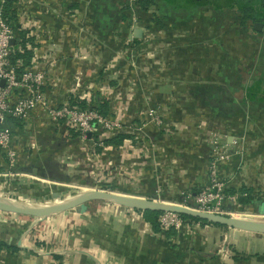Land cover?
<instances>
[{
  "label": "crops",
  "instance_id": "1",
  "mask_svg": "<svg viewBox=\"0 0 264 264\" xmlns=\"http://www.w3.org/2000/svg\"><path fill=\"white\" fill-rule=\"evenodd\" d=\"M127 4L128 0H18L12 22L16 31L29 38L31 63L35 47L59 49L53 75L56 87L47 88L52 100L62 103L69 96L70 76L77 65L74 56L81 55L88 61L86 78L94 87L91 100L104 105L107 116L117 115L131 123L140 116L146 119L154 108L161 112L164 124L151 125L143 141L137 142L133 135L127 140L133 148L124 150V142L105 145L94 154L93 144L108 139L98 129L90 136L87 150L93 165L83 161L87 154L79 142L63 134L62 127L56 129L34 117L29 122V139L39 149L31 158L22 155V161L73 160L77 166L84 165L81 169L86 174L112 179L116 190L127 195L185 205L191 194L210 183L208 149L196 138L210 123L230 131L234 140L225 142L232 151L244 149L242 155L220 165L222 181L228 188L251 190L261 199L248 205L251 215L264 217L260 215L264 202V0H155L142 12L143 24L135 30L130 29ZM257 24L263 26L256 28ZM137 30H142L141 36ZM254 83L259 90L257 102L250 100L248 90ZM243 135L247 139L241 144L238 138ZM61 141L63 145L58 146ZM19 167L24 172L28 166ZM11 174V181L22 174L30 176ZM51 188L46 186L49 193ZM239 196L226 203L238 202ZM101 213L80 217L84 223L76 220L65 230L59 228L61 222H51L52 217L31 220L6 215L8 219L0 222V264H179L176 259L182 260L170 250L164 235L154 233L142 213L135 215L144 223L140 232L123 218L108 219ZM47 227L60 231L41 235ZM248 234L223 258L209 235H198L193 240L204 247L208 259L189 254L180 264H264V235Z\"/></svg>",
  "mask_w": 264,
  "mask_h": 264
},
{
  "label": "built area",
  "instance_id": "2",
  "mask_svg": "<svg viewBox=\"0 0 264 264\" xmlns=\"http://www.w3.org/2000/svg\"><path fill=\"white\" fill-rule=\"evenodd\" d=\"M5 1L1 0L0 6V157H2L1 153L5 154V158L2 159V157V162H0V166L4 167L3 170L0 169V176L14 177V174L11 173H24L17 171L20 164L29 161L28 159L22 161V155L31 158L39 149L38 145L29 139V122L34 117L39 121H49L56 129L62 127L63 134L69 138H71V130L74 129L78 132L80 150L87 154L83 161H88L93 165L94 159L87 150L91 141L90 136L94 135L98 129L104 131L108 138L127 133L134 135L138 142L146 139V134L151 125L160 127L164 124L161 112L159 113L154 108L148 112L146 119L142 120L140 116L131 123H124L117 115H103L93 106L91 94L94 87L88 83L86 78L88 61L81 55L74 56L77 65L70 76L72 88L69 96L62 103L52 100L47 88L49 86L56 87L53 84L55 82L53 75L54 67L58 65L60 60L56 54L59 49L55 45H49L48 48L44 46L39 49L35 47L31 67H27L22 72L18 71L12 65L11 57L20 48L14 49L11 44L12 40L16 41V35L13 24L5 16L3 7ZM128 1L132 12L130 29L135 30L143 24L139 13V0ZM76 51H80V49L77 48ZM132 66L135 67L133 62ZM3 81L5 83L2 86ZM132 83L135 85L134 82ZM9 116L23 120L25 127L20 130L7 125L6 119ZM231 136L230 131L226 128L217 127L210 123H206L198 133L196 138H199L200 143L208 149L210 183L193 198L194 206L191 207H196L197 210L203 212L225 215L224 206L231 197H228L224 192L226 183L219 177L220 165L228 162L235 155H242L244 150L241 148L233 152L230 150V146L223 147L222 141L225 142L226 139L233 138ZM238 139L242 144L247 137L243 135ZM148 142L152 143L151 141ZM125 146L124 150L129 149V147L133 148L131 142L127 140ZM95 147L104 148L105 144L104 142H97L93 144V148ZM30 152L31 155L29 156ZM127 211H134L135 215L142 213L130 208H127ZM160 222L163 229L174 227L181 231L187 226L186 222L174 213H165L160 218Z\"/></svg>",
  "mask_w": 264,
  "mask_h": 264
},
{
  "label": "rangeland",
  "instance_id": "3",
  "mask_svg": "<svg viewBox=\"0 0 264 264\" xmlns=\"http://www.w3.org/2000/svg\"><path fill=\"white\" fill-rule=\"evenodd\" d=\"M222 145L224 148L228 147L224 141H222ZM229 148L230 150H232L231 147ZM43 159L46 161L50 160L48 161V163H51V162L57 163L59 172L57 173V170L53 169V167L50 173L49 172L46 173L44 170L40 168V171L42 172V174L45 173L51 176L50 179H44L41 175H32L30 173L24 172V174L30 175L31 177L34 176V177L30 178V176H25L23 174L20 175L18 180L22 182L21 184L16 183V181H11L10 176L6 177L2 175L0 176V198L14 199L23 204H47V203H52V202H60L64 200L61 197H57V195L54 193H58V194L66 193L69 196H76L82 193L83 191L88 192V191L105 190V191L120 192V193L125 194L124 192L116 190V187H114L115 182H113L112 179L110 181H103V179H101V177L99 176L100 173L86 174L85 170L81 169L82 166L83 168H85L84 165L77 166L73 160L70 161V163H68V161H65L63 158L61 160L56 157H51V159L43 157ZM1 161L2 160H0V162ZM37 162H40V161H36L35 163L29 162L27 163V166H30V165L34 166L36 165ZM85 166L90 167L87 165ZM17 171L22 172L21 170L19 171L18 168H17ZM106 183H110L111 187L103 186V184H106ZM46 186L52 187L51 188L52 190L50 191V193L49 191L46 190ZM29 189L31 191L29 193L26 192ZM33 190H35L36 194ZM154 199H158L159 202H168L167 199H159L158 197L152 198L150 200H154ZM184 206H188V205L185 204ZM188 207H191V206H188ZM191 208L198 209L196 207H191ZM224 210H225L224 214L227 216H233L236 218H241V219L249 220V221L264 222V217H260V218L252 217L251 211H250L251 207L241 205L237 201H235L234 203H231V202L225 203ZM90 213L91 214L92 213H98V214L104 213L106 215L105 218L108 217V219L109 217L110 218H114V217L123 218L129 221L131 226L136 231H139V232L145 229L144 223L140 222L139 217H135L134 211L128 212L127 207L122 206L117 203L109 202V201L90 202L86 204L84 208H81L80 210L68 211V212L58 214L57 216L55 215L51 216L52 220L50 221L53 223L61 222L62 224L60 223L59 228L62 230H65L66 228L70 227L69 226L70 223L76 224L77 221H79L80 223H84L83 220H81V218H87L88 215H90ZM10 214L16 215L13 213H6L3 211H0V222L8 219L6 215H10ZM59 215H64V216H59ZM24 217H30V216H24ZM30 219L33 220L37 218L30 217ZM51 226L54 228L52 223H51ZM186 228L188 229L190 228V232H191V233L188 232V234H186V237H191L192 239H198L196 238V236L198 235L200 236L209 235L210 236L209 241L214 243L215 249L219 251L222 258L227 256V254H231V250L233 249L232 247L238 246L241 243L240 241L242 240V238L250 237V235L248 234L249 232L248 233L247 232L238 233L237 231H234L233 229L225 227V226L216 228V227L211 226L210 224L192 223V224H189V227L187 225ZM48 229L49 227L45 228L44 230L40 232V234L46 235L47 233H51L52 231H60L58 229L49 231ZM250 233L253 235L263 236L262 234H258V233L257 234L252 233V232Z\"/></svg>",
  "mask_w": 264,
  "mask_h": 264
},
{
  "label": "trees",
  "instance_id": "4",
  "mask_svg": "<svg viewBox=\"0 0 264 264\" xmlns=\"http://www.w3.org/2000/svg\"><path fill=\"white\" fill-rule=\"evenodd\" d=\"M18 0H6L5 3L3 4L4 7V11H5V16L6 18L13 24V16L12 14L14 13V5L16 4ZM155 0H139L138 1V5L142 8V11L139 12L140 13V17L143 11L147 10L152 3H154ZM0 6H1V0H0ZM140 8V9H141ZM249 11V8H247ZM246 9V10H247ZM127 10H129V12L132 14L131 12V7L127 4ZM142 18V17H141ZM14 26V25H13ZM15 30V35H16V40H20L19 41V46L14 54L11 57V63L12 65H14L18 71H25V69L27 67H31V58H32V51L28 48L27 46V42H28V37L26 35V33H24L23 31H16ZM248 90L251 93L250 100H254V102H257V92L258 90V86L256 83L254 84H250L248 86ZM93 106H95L103 115L106 116V112H105V107L104 105H97V104H93ZM6 124L9 126H13L15 127V129H20L22 130L25 127V122L23 120L17 119V118H13V117H8L6 119ZM15 134H17V132H15ZM71 138L72 140L77 143L79 141V133L76 132L74 129L71 130ZM133 138V135L131 134H127V133H121L118 134L116 136L110 137L106 140H104V144L105 145H122L126 140ZM97 143V142H96ZM65 144V143H64ZM59 145H63V142H59ZM96 151L94 152V154L96 153H101V149L99 147H96ZM235 152V151H233ZM2 157H5L4 153H1ZM23 164H27V162H23ZM28 167H32V168H38L40 170V168L42 170H44L46 173H50L52 167L53 169L57 170V173L59 172L58 170V166L57 163H48V162H37L36 165H30ZM0 169H4V167L0 166ZM18 169L21 170V168L18 166ZM16 183L21 184V181H16ZM15 183V184H16ZM23 185V184H22ZM108 187L107 185H103ZM24 188V187H23ZM225 194L228 197H232V196H236L237 194H240V196L237 198L238 202L241 205L244 206H248L252 203H256L259 202V200H261L260 198H256L252 195V191L248 190L246 187H243L241 189H234V188H228L226 186L225 188ZM199 193L196 194H191V200L187 203V205L189 206H194L193 203V198L198 195ZM143 214V217L146 221V223L150 224L152 226V229L154 231V233L159 234V235H164V237L166 238V240L168 241V245L170 246V250H173L175 252H178L179 256L181 257L182 260H180L179 258L176 259V261L180 263H182L184 261L183 258H186L187 255L191 254L192 256H195L196 258L198 257L200 260H207L208 256H206L205 253V249L203 246H201L200 244H197L195 240H193L191 237H186V233L187 231L190 230V228H183V230L179 231L174 227H171L169 229H163V227L161 226V222H160V218L165 214L164 212H159V211H141ZM188 225L192 224V223H202V224H210L214 227H222V225H218V224H213V223H209L207 221L204 220H200L197 218H193L190 216H186V215H179ZM180 239L181 242L175 243V239ZM212 259H215L212 258ZM211 259V260H212Z\"/></svg>",
  "mask_w": 264,
  "mask_h": 264
},
{
  "label": "water",
  "instance_id": "5",
  "mask_svg": "<svg viewBox=\"0 0 264 264\" xmlns=\"http://www.w3.org/2000/svg\"><path fill=\"white\" fill-rule=\"evenodd\" d=\"M262 24H257L256 28H261ZM137 36L142 35V30L136 31ZM15 44V40L11 41ZM2 82V86L4 85ZM25 173L32 175H41L44 179H50V175L42 174L38 168L27 167L24 169ZM93 201H109L120 204L130 209L138 211H159L164 213H174L178 215H186L209 223L222 225L228 228L241 232H252L264 235V222L249 221L244 219H237L233 216L203 212L181 204L159 202L158 199L150 200L137 196L127 195L120 192H111L105 190L88 191L80 195L65 198L60 202L47 203L44 207L33 208L29 205H24L16 201L3 202L0 201V211L6 213H13L16 215L30 216L39 220L58 215L68 211L80 210L86 204ZM260 215H264V202L261 203ZM236 234V233H235ZM239 235V234H237Z\"/></svg>",
  "mask_w": 264,
  "mask_h": 264
},
{
  "label": "bare ground",
  "instance_id": "6",
  "mask_svg": "<svg viewBox=\"0 0 264 264\" xmlns=\"http://www.w3.org/2000/svg\"><path fill=\"white\" fill-rule=\"evenodd\" d=\"M86 191H88V190H86ZM83 193H85V191H83L82 193H80V194H83ZM80 194H78V195H80ZM0 201H3V202H10V201H16V202H19V201H17V200H14V199H10V198H6V199H2V198H0ZM20 203V202H19ZM23 204V203H22ZM24 205H29V206H32L33 208H36V207H44V205L45 204H24ZM236 218V217H235ZM237 219H241V218H237ZM257 234V233H256Z\"/></svg>",
  "mask_w": 264,
  "mask_h": 264
}]
</instances>
